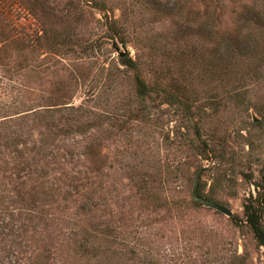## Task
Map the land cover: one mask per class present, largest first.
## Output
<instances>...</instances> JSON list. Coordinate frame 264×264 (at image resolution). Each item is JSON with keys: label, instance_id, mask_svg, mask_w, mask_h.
Masks as SVG:
<instances>
[{"label": "rangeland", "instance_id": "obj_1", "mask_svg": "<svg viewBox=\"0 0 264 264\" xmlns=\"http://www.w3.org/2000/svg\"><path fill=\"white\" fill-rule=\"evenodd\" d=\"M97 1L0 0V264H264V246L235 220L264 171V26H246L247 54H226L222 79L199 88L202 102L222 104L207 110L221 139L204 158L181 141V129L194 131L167 105L158 125L132 118L134 71L120 57L139 59L147 79L170 68L195 83L205 5L178 0L166 16L147 0ZM220 4L219 26L233 31L237 13L264 0ZM177 21L191 26L181 47L169 37ZM199 173L200 194L232 215L194 202ZM85 238L92 254L78 247Z\"/></svg>", "mask_w": 264, "mask_h": 264}, {"label": "trees", "instance_id": "obj_2", "mask_svg": "<svg viewBox=\"0 0 264 264\" xmlns=\"http://www.w3.org/2000/svg\"><path fill=\"white\" fill-rule=\"evenodd\" d=\"M215 1L217 2L216 6L219 11L212 15L208 14L206 7L210 6L205 4V0H201V3L205 5L204 10L201 11L200 8L196 10V17L198 18L196 25L197 46L194 48V57L197 63L200 64V69L196 72L195 83L194 80L191 82V79L184 81L180 74L174 75L170 68L167 70L156 68L153 78L147 79L140 72L141 63L139 59L129 55L120 57L121 63L134 71L136 96L139 106L132 111V118L134 120H145L146 122L158 125L162 123L160 122L161 115L158 112L162 110L163 106L167 105L168 108H172L174 114L179 115L180 121L184 123V127H188L194 131V137H190L181 129V141L191 145L193 148L199 149L200 154L204 158L213 155L214 143L221 139L217 137L216 128H213L211 125V120L209 118L211 114H208L207 110L213 109V112L217 113L222 104H220L217 99L219 96L216 99L209 97L205 99V102H202L201 100L203 99L200 98L201 92L199 88H204L211 81L218 82L222 79L219 78L220 75L227 72V55L229 56L232 54V56L242 58L247 54V51L244 53L246 46H242L244 43L243 37L251 35L253 32L250 31V28L244 31L246 26L249 27L251 24L264 26V7L250 4L244 6L243 10L237 13L238 23L233 31L222 29L219 26L223 15V13H221L220 4L222 0ZM147 2L148 6L153 7L158 13L166 16H169V13L177 8L179 4L178 0H147ZM97 3H99V7H106L102 0L97 1ZM174 17L175 16H173V18ZM109 21V28L113 35L121 37L117 28L118 20L112 17ZM190 27L189 23L184 24L181 21H177V28L169 36L171 38L170 42L174 41V44L178 43V47H181L180 42L187 41L190 36ZM204 39H207L208 46L203 47L205 43ZM204 49H208L209 53H206ZM226 50L229 52H225ZM171 51L172 49L165 53L169 55ZM185 51L186 49H182L181 54L176 58L177 61H185L184 58L187 54ZM251 51L252 54L250 55L254 56V50L252 49ZM174 55H176V53ZM214 72H217V77L208 75V73ZM197 84L199 86H197ZM240 96V93L229 95L226 102L232 99L237 100ZM243 103L244 102H239L238 105H243ZM129 120H126V123H129ZM80 126L86 128L88 126V121L87 123L82 122ZM205 128H208L207 130H211L212 132L206 137L202 133V130ZM196 139L199 141L198 143H196ZM14 140L15 139H13V141ZM145 190L151 193V190L147 188V186H145ZM197 195L200 198L211 200L200 194L199 183ZM192 197L196 204H205L203 200L195 197L194 188ZM244 216L245 219L243 221L235 216L236 222L248 226L258 244L264 246V171L260 180L256 183V193L250 194L244 203ZM78 247L80 251L87 254H92V252L97 249V246L91 242L89 238H85Z\"/></svg>", "mask_w": 264, "mask_h": 264}, {"label": "water", "instance_id": "obj_3", "mask_svg": "<svg viewBox=\"0 0 264 264\" xmlns=\"http://www.w3.org/2000/svg\"><path fill=\"white\" fill-rule=\"evenodd\" d=\"M123 53L124 52L121 53L122 56L124 55ZM199 180H200V173H199V175L196 178V182H195V186H194V194H195V197L198 198V199L203 200V202L206 205H208V206H211V207H214V208H216L218 210H221L222 212H224V213H226L228 215H232L233 214V211L230 208H228V207H226V206H224V205H222V204H220V203H218L216 201L207 200L205 198L198 197V195H197V187H198Z\"/></svg>", "mask_w": 264, "mask_h": 264}]
</instances>
